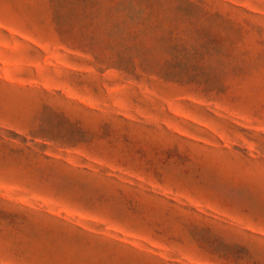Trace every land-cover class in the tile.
<instances>
[{
    "label": "rangeland",
    "instance_id": "obj_1",
    "mask_svg": "<svg viewBox=\"0 0 264 264\" xmlns=\"http://www.w3.org/2000/svg\"><path fill=\"white\" fill-rule=\"evenodd\" d=\"M0 264H264V0H0Z\"/></svg>",
    "mask_w": 264,
    "mask_h": 264
}]
</instances>
